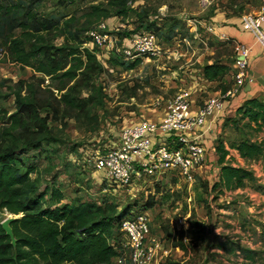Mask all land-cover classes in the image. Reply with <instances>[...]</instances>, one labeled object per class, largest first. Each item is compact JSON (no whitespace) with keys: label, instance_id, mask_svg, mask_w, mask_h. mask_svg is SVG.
<instances>
[{"label":"rangeland","instance_id":"obj_1","mask_svg":"<svg viewBox=\"0 0 264 264\" xmlns=\"http://www.w3.org/2000/svg\"><path fill=\"white\" fill-rule=\"evenodd\" d=\"M263 1L130 0L133 13L129 18L104 21L107 30L119 39L115 47L108 51L92 43L85 45L96 50L105 69L95 78V83L104 89V104L96 110L97 120L72 118L76 114L63 108L61 115L49 123L50 136L57 141L46 145V153L36 159L39 170L32 178L40 191L55 183L65 203L83 200L102 204L106 199L120 210L133 206L135 201L139 204L133 208H141L153 199L156 206L149 215L152 236L160 240L164 251L162 264H249L231 253L235 245L254 250L258 254L254 264H264V156L244 160L234 148L243 140L264 143V126L259 130L248 125L237 114V108L233 115L226 111L215 133L216 144L222 141L233 154L230 163L255 174L256 180L246 182L238 191L221 193L214 189L220 172L217 161L211 167L207 165L191 182L167 177L156 188L145 184L129 193L105 186L104 191L103 174L86 160L95 144L111 146L117 142L124 127L144 119L159 120L180 95L186 94L202 105L210 96L227 92L237 73L235 48L221 41L210 28L217 32V26L225 21H241L245 15L257 14ZM106 3L107 0H45L40 12L61 22L74 20L72 25L77 27L84 22L90 6ZM141 18L156 21L164 28L162 34H167L174 23L179 29L169 42L157 33L165 50L162 56L143 59L137 68L127 70L119 64L132 60L125 58L122 51L134 35L131 32L138 25L135 22ZM85 37L88 39V34ZM49 39L57 45L63 42L57 34ZM215 60L232 65L233 74L221 84L209 83L202 75V67ZM39 78L43 77L33 69L23 68L5 53L0 54V132L9 126L7 119L16 111L14 94L19 91L20 81L38 84ZM47 85L49 81L45 80L44 87ZM39 94L44 100L49 97L48 93ZM87 96L85 91L83 97ZM11 216L0 213L2 220Z\"/></svg>","mask_w":264,"mask_h":264},{"label":"trees","instance_id":"obj_2","mask_svg":"<svg viewBox=\"0 0 264 264\" xmlns=\"http://www.w3.org/2000/svg\"><path fill=\"white\" fill-rule=\"evenodd\" d=\"M44 1L0 0V54L43 77L38 84L20 81L14 94L16 111L7 119L9 126L0 132V213L17 217L11 223L15 246L0 219V264H111L124 242L121 223L139 203L135 201L122 210L106 199L102 204L83 200L65 203L55 183L40 191L32 176L39 170L36 159L46 153V145L57 141L50 136L49 123L61 115L62 109L74 112L72 118L93 121L98 118L96 110L104 104V89L95 78L105 69L96 50L85 46L92 43L85 34L110 18H129L133 11L130 0H107L106 4L90 6L84 22L74 27V20L61 22L44 16L40 12ZM135 23L138 25L131 33L155 32L166 42L175 38L179 29L174 23L167 34H162L164 28L156 21L141 18ZM52 34L63 42L54 44L49 39ZM140 64L141 60H135L119 65L133 70ZM231 74L230 62L215 60L202 67L208 82L221 84ZM45 80L49 81L46 87ZM85 91L87 97H83ZM39 93H48L49 97L44 100ZM235 107L248 125L263 129V100L251 97ZM103 145L95 144L92 151L102 150ZM234 148L244 160L264 156V143L243 140ZM216 152L220 172L215 190L235 192L256 180L253 171L230 163V152L220 140ZM155 206L151 199L142 209L149 211ZM235 246L230 250L234 256L255 263L257 252Z\"/></svg>","mask_w":264,"mask_h":264},{"label":"built area","instance_id":"obj_3","mask_svg":"<svg viewBox=\"0 0 264 264\" xmlns=\"http://www.w3.org/2000/svg\"><path fill=\"white\" fill-rule=\"evenodd\" d=\"M241 29L252 33L264 49V1L259 13L243 16ZM210 30L215 33L213 28ZM87 34L92 44L108 51L119 40L107 30L104 22ZM219 39L235 48L234 85L224 94L205 99L202 105H197L186 94L180 95L159 120L144 119L126 126L120 131L117 142L90 152L87 163L103 174L104 191L105 186L129 193L136 187L140 190L145 184L156 188L167 177H181L191 182L206 170L208 144L219 120L245 86L254 83L248 75L252 48L226 35ZM161 45L155 32L140 31L131 37L130 45L122 53L132 61L157 58L165 53ZM120 231L125 240L120 255L111 264H162L164 251L160 240L152 236L149 211L142 207L133 209L122 221Z\"/></svg>","mask_w":264,"mask_h":264},{"label":"crops","instance_id":"obj_4","mask_svg":"<svg viewBox=\"0 0 264 264\" xmlns=\"http://www.w3.org/2000/svg\"><path fill=\"white\" fill-rule=\"evenodd\" d=\"M257 13H259V10L257 11ZM216 30L217 32H215V35L218 38L219 36L226 35L235 42L246 44L247 46L252 48V51L248 58L249 61L248 75L254 79V83L251 86L246 85L243 92L237 98H235L231 102V104H229L227 110H229L231 112V115H233L236 112V109H234L236 108L235 105L240 106L247 98L258 97L259 99L264 101V98L263 99L261 98V96L264 95V49L259 43H257L256 38L252 33L245 32L241 29V21H237V20L225 21L223 25L217 26ZM129 45H130V41L126 44V46ZM209 83H213V82H209ZM213 84H218V83L215 82ZM221 121L222 120L220 119L218 124H221L222 123ZM216 142H217L216 133H214L211 136V141L208 144L210 152L206 164L209 165V167H211L212 164L217 161L216 158L218 159L217 157L218 154L216 152V146H217ZM231 155L233 154L230 153L228 158ZM234 157L237 159L239 156L237 157V155H235ZM238 162L240 161L238 160Z\"/></svg>","mask_w":264,"mask_h":264},{"label":"water","instance_id":"obj_5","mask_svg":"<svg viewBox=\"0 0 264 264\" xmlns=\"http://www.w3.org/2000/svg\"><path fill=\"white\" fill-rule=\"evenodd\" d=\"M240 59H243L242 57H240ZM17 217H9L7 219H5L2 223L1 226L3 228V230L5 231L6 235L9 236L12 240V244L15 246L16 245V239L14 237V233L13 230L11 228V223L16 219Z\"/></svg>","mask_w":264,"mask_h":264}]
</instances>
